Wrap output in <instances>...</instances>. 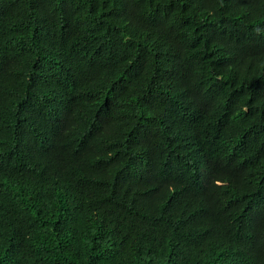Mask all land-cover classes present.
I'll list each match as a JSON object with an SVG mask.
<instances>
[{"label":"trees","instance_id":"trees-1","mask_svg":"<svg viewBox=\"0 0 264 264\" xmlns=\"http://www.w3.org/2000/svg\"><path fill=\"white\" fill-rule=\"evenodd\" d=\"M0 264H264V0H0Z\"/></svg>","mask_w":264,"mask_h":264}]
</instances>
